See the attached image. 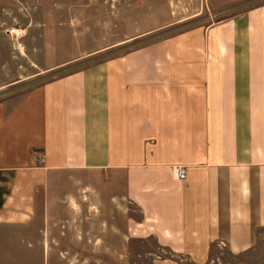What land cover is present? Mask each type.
Wrapping results in <instances>:
<instances>
[{
	"label": "crops",
	"instance_id": "crops-1",
	"mask_svg": "<svg viewBox=\"0 0 264 264\" xmlns=\"http://www.w3.org/2000/svg\"><path fill=\"white\" fill-rule=\"evenodd\" d=\"M200 9L164 31L188 18L89 26L68 2L0 0L19 83L101 56L0 99V264H133L150 240L171 253L154 262L264 264V2Z\"/></svg>",
	"mask_w": 264,
	"mask_h": 264
},
{
	"label": "rangeland",
	"instance_id": "rangeland-1",
	"mask_svg": "<svg viewBox=\"0 0 264 264\" xmlns=\"http://www.w3.org/2000/svg\"><path fill=\"white\" fill-rule=\"evenodd\" d=\"M61 2H68L70 5H74L75 12L79 13L81 21L85 25H94L97 14H103V17L106 22L110 21L112 23L114 20L119 24V21L125 23V20L129 19V15H133L135 13H140L142 10L151 9L154 13H160L162 16H174L179 19H186V21L182 23H178L167 27L164 31L170 29H177L186 25H192L196 23V0H142L143 4H140V0H58ZM137 2V4H135ZM147 2V3H146ZM264 2V0H244V2H239L238 4L226 8L225 10H219V16L215 18V21H220L224 19L227 15L234 13L236 11L241 10L242 8L253 6L258 3ZM208 0H200V12L201 15L199 18H203V16H207L209 12V8L207 6ZM148 5V6H147ZM136 7V9H135ZM204 7L207 9H204ZM212 12H217L216 10ZM194 16V17H193ZM101 18V17H100ZM5 21V20H4ZM214 22V21H210ZM5 26L9 27L13 23H16L10 16L7 22H3ZM18 27V26H14ZM123 30V28L121 29ZM159 31L154 33L148 37H157L161 35L162 32ZM21 34L22 31H17ZM21 41V40H20ZM19 40L6 41L2 37H0V99L6 98L11 95H15L22 91L23 89L33 85L34 83H41L47 81L61 73H65L67 71L76 69L81 67L87 62L93 61L95 59L100 58V55H97L96 58L90 57L89 59H85V61H80L76 63H72L60 69L50 71L47 73H43L41 76H38L34 79H29L28 81H24L23 83H19L18 80L23 75H27L28 70V62L21 56L27 57L24 52V47L20 46ZM140 42H130L125 45L119 47L121 51L125 49H129L135 45H138ZM13 44V46L11 45ZM28 45L36 46L38 45V38L30 37L27 42ZM12 46V47H11ZM17 46V47H16ZM21 50V51H20ZM119 51V50H114ZM113 50L105 51L101 55L107 56L112 53ZM114 52V53H115ZM7 81H11L5 84ZM111 243V242H110ZM123 248V246H122ZM134 253H139L141 256H134L132 261L133 264H167L168 262L163 261L161 259H157V262L151 261L150 257L146 256L148 251H156V253H171L165 250L158 249L156 243L152 240L147 243L136 242L134 246ZM168 255V254H167ZM190 261H183V264H188Z\"/></svg>",
	"mask_w": 264,
	"mask_h": 264
},
{
	"label": "built area",
	"instance_id": "built-area-1",
	"mask_svg": "<svg viewBox=\"0 0 264 264\" xmlns=\"http://www.w3.org/2000/svg\"><path fill=\"white\" fill-rule=\"evenodd\" d=\"M219 16V13L218 12H209L208 13V19L210 21H215V18ZM17 29L16 28H11L9 30V33L11 35H14L16 37H19V33L16 31ZM38 157L43 160L44 158V154L43 153H39L38 154ZM172 172H173V176L175 179L177 180H184L187 176V169H186V166L184 165H174L172 167Z\"/></svg>",
	"mask_w": 264,
	"mask_h": 264
}]
</instances>
